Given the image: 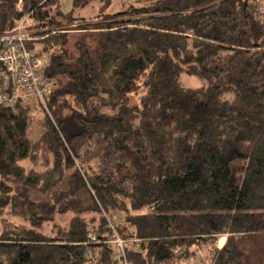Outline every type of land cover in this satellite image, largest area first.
Instances as JSON below:
<instances>
[{"label":"trees","instance_id":"16d2710c","mask_svg":"<svg viewBox=\"0 0 264 264\" xmlns=\"http://www.w3.org/2000/svg\"><path fill=\"white\" fill-rule=\"evenodd\" d=\"M17 1L0 0V34L25 11ZM30 1L52 28L28 40L50 54L48 102L71 97L81 131L43 112L35 137L39 101L0 106V214L23 219L1 231L0 264H114L111 212L127 224L116 228L130 264H179L222 233L213 264H264V0H135L113 12L104 0L89 17L76 9L92 0L57 3L80 32L73 51L48 0ZM81 135L107 141L113 170L81 172Z\"/></svg>","mask_w":264,"mask_h":264},{"label":"rangeland","instance_id":"374dc122","mask_svg":"<svg viewBox=\"0 0 264 264\" xmlns=\"http://www.w3.org/2000/svg\"><path fill=\"white\" fill-rule=\"evenodd\" d=\"M135 0H111V3L106 8L108 11H117L124 9L127 4L134 2ZM35 2H45V0H35ZM73 2L74 0H48L46 2V5L49 7L50 12L54 18V20L57 23L58 28H55V32L62 31L65 32L66 36V42L64 43V50L66 51H73L75 49V41L77 37L79 36L80 32L78 29L72 28L75 23L68 22L59 11V8L57 7V3L61 6L62 10L64 12H69L73 9ZM17 3L22 7L23 5H26V8L33 4V1L30 0H22L21 3L17 1ZM104 6V0H92L87 6L83 8H77L76 12L81 13L83 16L89 17L93 16L100 8ZM18 9V8H17ZM52 29L48 26H43L42 24L36 22L34 18H30L27 23V32L29 36L31 37L32 41L38 42L41 38H44L45 35L44 31ZM49 34H52L50 32ZM48 34V35H49ZM36 48L40 50V46L36 45ZM48 58L50 56L49 52H43ZM182 79L186 85L195 86L201 83V80L198 77L191 76L188 74H183ZM56 88V86H55ZM137 98V96H136ZM40 107H42V110L39 111V109L34 111V118L35 123L34 126V135L35 137L39 136L41 131V126L37 123V120L42 118L43 112H46L53 120L58 118V120L61 122L62 126L65 128V130L68 132L70 136H74L80 133L81 129L77 126L76 123H74L72 119V114L75 112L76 109H78L71 97H60L55 102L53 108L50 106V103L47 101V105H43L40 103ZM56 111V112H55ZM54 112V113H53ZM54 120V121H55ZM76 145L78 148V154L76 155V164L82 171H89L91 175H95L97 173H100L107 170H113L115 168L116 161L119 159L117 155H111L109 152L110 149L108 147L107 141L103 138L99 137H92L89 138L87 136L81 135L76 140ZM41 161H45V158L41 157ZM39 166L38 169H45L43 164L37 165ZM113 168V169H112ZM88 198V197H87ZM102 212V213H101ZM110 211L105 210L102 208L100 210V213H96L97 216L106 215L105 213ZM112 215H106V217L109 220L110 225H114L116 227L117 224H121L122 227H126L127 224L122 220V217L118 215V213L111 212ZM87 215V213H86ZM88 215H93V213H89ZM70 216L69 215H63L60 218V222L66 223L68 222ZM14 221H23L22 218H20L17 215H12L9 213V209L2 210V213L0 214V233L3 230V228L10 229L14 225ZM51 227H49L50 229ZM227 233H222L219 236V239L217 243H208L207 245H204L205 247L196 248L197 253L195 256L191 257L190 259L186 261H181L179 264H213L212 262V250H215L216 247L222 248L227 240ZM240 246H242V251L248 258H253V256L256 254L254 250V244H252L249 240L243 238L240 241Z\"/></svg>","mask_w":264,"mask_h":264},{"label":"built area","instance_id":"2783aa9c","mask_svg":"<svg viewBox=\"0 0 264 264\" xmlns=\"http://www.w3.org/2000/svg\"><path fill=\"white\" fill-rule=\"evenodd\" d=\"M16 6L20 10L24 7L18 3ZM34 13L35 9L30 5L14 27L0 34V106L13 108L30 99L46 106L57 85L56 79L46 71L49 58L28 46L31 37L27 32V23ZM105 242L113 248L114 264H130L127 240L113 224Z\"/></svg>","mask_w":264,"mask_h":264}]
</instances>
